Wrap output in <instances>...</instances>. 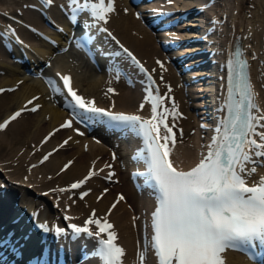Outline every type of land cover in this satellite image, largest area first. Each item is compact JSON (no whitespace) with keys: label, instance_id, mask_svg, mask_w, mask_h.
Here are the masks:
<instances>
[{"label":"bare ground","instance_id":"1","mask_svg":"<svg viewBox=\"0 0 264 264\" xmlns=\"http://www.w3.org/2000/svg\"><path fill=\"white\" fill-rule=\"evenodd\" d=\"M33 1L34 3L32 0H23L21 8L14 6L13 9H9L19 17L16 18L19 22L17 26H13L16 23L12 20L5 23L0 19V88L10 90L0 93V116H4L2 123L33 97L38 98L33 101V105L41 106L36 112L22 113L5 129L0 130V264H5L4 261L8 264L36 262L43 264V257H46L44 260L46 264H98L95 258L82 261L78 259L79 256L73 257V254L83 247L74 241L77 236L69 235L71 231L69 227L72 224L84 226L93 210L97 216L107 215L113 221L118 235L117 243L125 249L124 264H135L137 261H140L139 264H158L155 252L148 244L153 233L151 220L152 212L157 206L156 195L151 185L147 184L146 190L149 195L141 196L131 171L132 167H147L144 160L137 159L138 151L144 147L142 138L129 129H119L118 135H115V132L111 133L113 127L106 118L90 121L88 125L81 123L66 106L64 93H55L49 84L51 78L58 85H62L58 77L59 73L70 74L74 89L82 93L81 96L90 94L84 97L85 99L90 101L96 97L92 95L94 91L112 99V102L110 99L109 103H104L100 102L99 97L94 98L97 107L103 106L104 109L106 107L113 112L136 113L151 118V103L145 102L144 99V95L147 94L146 77L138 69L142 78L140 77L136 84L131 80L115 77L111 73H106L104 76L103 72L104 77L95 75L86 80L77 71L74 73L65 67L68 64L73 65L75 59L82 58L78 57L77 53H74L75 59L70 53L65 63L59 65L56 74H51L43 64L56 50L68 45V39L71 37L73 46L77 50H84L88 60L96 56V60L99 58L106 63L107 59L99 56L100 50L95 54L94 46L98 41V33L94 30L96 25L85 27L87 28L85 30L81 27L84 21H90V17L94 19L89 12L78 13L80 23L73 24L68 0H54L51 5L45 3L40 5V0ZM250 1L251 5L249 3L248 7L251 10L253 6L251 10L253 15L244 16L243 19L241 11L246 8L244 4L246 0H155L151 3L145 2L141 8L134 6L130 0H115V11L109 14L107 23L101 22L112 30L161 81L162 94L168 92L169 95V98H165L163 94L164 105L171 108L173 100L178 105V111L182 115L175 120L169 117V123L174 124L176 133L172 158L183 169L191 167L202 158L208 150L207 146L211 138L215 135L216 120L224 112L220 105L226 91V65L230 62L228 55L232 54L236 40H240L246 49V55L252 61L253 86L257 93L255 100L261 108H264V0ZM35 6L38 15L34 11ZM7 7L8 4L3 7L0 5V18L1 15H9ZM236 8L237 12H235ZM39 9L43 13L48 12L47 19L38 13ZM260 16H262L261 27L258 26ZM199 23L204 24L205 28L197 29ZM155 25L159 27V32L154 30ZM9 27L15 31L5 35ZM81 33L85 38L78 43L82 46L78 47L75 42ZM190 36L204 38L198 43L190 39ZM105 37L112 41L108 35ZM172 41L177 42L176 45L166 49L165 43ZM207 42H211L209 49L215 48L214 54L211 55V59L214 58L215 62L207 72L209 79H206L205 83L203 77L196 78L200 79L199 81L191 78L206 72L199 66L201 59L206 56L200 55L198 59L191 58L184 61L185 54H183V61L180 62L173 60V56L176 53L207 46L209 45ZM12 55H16V60ZM126 59L130 66L138 68V65L127 55ZM157 61H161L164 68H161ZM10 62L12 63L9 64ZM169 62H174L176 68L182 69L183 65L192 67L183 73L179 70L178 74L176 68L174 71ZM29 66L32 68L28 69ZM27 71H34L37 73L36 77L31 76ZM161 74L163 80L160 79ZM84 79L87 81V86L81 92L78 85ZM187 80L191 83H186ZM12 87L16 90L13 91ZM109 88L116 91L109 93ZM209 88L212 90L207 93L206 89ZM171 93L174 96L171 97ZM142 103L144 107L141 109ZM198 107L199 112L196 111ZM69 118L72 120V127L60 128V125ZM200 121H203L208 129H201ZM56 129L59 131H54ZM195 131L199 136L196 137ZM207 131L214 133L209 135ZM53 132L54 135L44 142V138ZM65 140H68V143L60 147ZM23 147L26 150L21 153ZM33 148L35 155H32ZM50 152L52 155L49 159L41 163L42 157ZM35 156H38L37 159ZM30 157L33 159L30 160ZM120 160L125 164L128 161L133 162V166L125 170ZM69 161H72L70 167L61 171ZM31 165L35 167L29 168ZM93 166L97 174L81 188L70 189L69 186L83 179ZM257 167V172L250 176L249 182L256 181L264 175V166ZM110 173L113 174L111 179H105ZM107 180L117 181V184L113 185ZM60 189L67 190L60 191ZM105 189L108 191L105 192ZM82 191H89L83 199L80 196ZM102 193V198L98 199ZM121 194L124 199L109 213V209ZM31 199L36 201L35 206L32 204L28 207L26 204ZM45 207L49 211L57 209L59 212L56 213L59 216L55 214L56 217L47 215L50 218L43 214L45 222L69 230L65 236L60 234L58 241H55L57 233L52 226L46 237L50 241H42L37 237L38 234L41 236V230L37 231L34 226L42 219L39 218L38 221L29 219L32 218L31 216L39 217L40 214L42 216L40 210ZM66 215H68L67 219ZM91 230L96 231L98 228L92 225ZM81 237L85 238V234ZM140 237L145 239L144 243L148 248H140ZM70 241L71 243L68 244ZM36 250L39 254L38 258L35 255ZM142 251L147 254H144V260H141ZM225 258L226 264H254L245 254L236 250H228Z\"/></svg>","mask_w":264,"mask_h":264},{"label":"snow or ice","instance_id":"2","mask_svg":"<svg viewBox=\"0 0 264 264\" xmlns=\"http://www.w3.org/2000/svg\"><path fill=\"white\" fill-rule=\"evenodd\" d=\"M44 3L51 5L54 0H44ZM68 7L73 21L78 20V13L87 11L96 22L107 23L109 14L115 11V0H68ZM102 30L107 31L106 28ZM14 31L9 27L4 34L9 35ZM124 51L128 52L127 49ZM128 55L135 60L131 53ZM136 63L139 64V61ZM157 63L164 68L161 61ZM237 63L240 71L234 89L229 88L227 114L220 118L214 129L215 135L207 146V153L188 170L174 166L170 158L176 144V133L173 131L174 124L169 123V117L175 120L182 115L174 100L172 107L168 108L164 105L165 98L154 94L155 89L149 85L145 89L147 94L144 99L151 103L153 115L145 119L140 115L97 107L94 98L89 101L78 94L70 74L60 75L62 85L49 78L53 91L64 93L66 106L81 122L106 118L113 127L129 129L142 138L144 147L138 151L137 159L146 162V171L141 175L156 195L157 206L151 220L153 233L148 244L154 250L158 264H226L225 253L228 250L259 248L261 251L256 255L264 253V175L249 183L250 176L258 170L257 166H264V108L256 102L257 93L244 74L247 62L241 60ZM140 67L147 73L142 64ZM5 91L10 90L0 88V93ZM115 91L108 89L109 93ZM36 99L33 97L0 123V130L22 113L36 112L41 107L39 104L33 105ZM28 105L33 106L29 108ZM140 107L142 109L144 104ZM70 127L72 120L60 125V128ZM53 135L54 132L49 133L44 142ZM67 143L68 140H65L60 147ZM51 155V152L45 155L41 163ZM71 164L72 161H69L61 171ZM249 164L253 166L249 167ZM96 174L93 166L83 179L72 183L70 189L81 188ZM112 175L110 173L105 179H111ZM89 191H82L81 199ZM102 196L103 193L98 199ZM123 199L121 194L109 213ZM90 225H96L98 231L93 232ZM70 227L76 236L85 234L96 238L94 255L101 260V264H124L125 249L117 243V232L107 215L96 218L93 210L84 226L72 224ZM55 231L59 235L65 233L66 229L57 227ZM102 234H106L107 238ZM144 259V254H141V260ZM261 264H264V259Z\"/></svg>","mask_w":264,"mask_h":264},{"label":"rangeland","instance_id":"3","mask_svg":"<svg viewBox=\"0 0 264 264\" xmlns=\"http://www.w3.org/2000/svg\"><path fill=\"white\" fill-rule=\"evenodd\" d=\"M23 0H0V5H2V7H3V5L4 6H6L7 4L9 5V7H7V10H8V14L9 15H1V18L0 19H2L4 22L6 21H9V22H11V20L14 22V23H16V25H13V26H17V24H19V22L16 20V18H19V17H17V14L16 13H13V12H10V8L11 9H13L14 8V6H17V7H19V8H21V2H22ZM26 1V0H25ZM11 2V3H10ZM13 2V3H12ZM32 2L34 3V1L32 0ZM251 1L249 0H246V2H244V4H246V8L244 9V10H242L241 11V14H242V17H243V19H244V16L245 17H248L247 15H253L252 13V8H253V6L250 8L251 10H249V7H248V4L250 3ZM36 3V2H35ZM11 5H12V7H11ZM250 5H251V3H250ZM34 11H35V13L37 12L36 10H37V7L35 6L34 7ZM249 10V11H248ZM12 11H15V10H12ZM40 11L41 12H43L42 10H38V13L40 14ZM212 11H216V10H212ZM235 12H237V8H236V10H235ZM246 13V15H244ZM37 14V13H36ZM38 15V14H37ZM41 15V14H40ZM20 16V15H19ZM22 16V15H21ZM23 17V16H22ZM261 17V18H260ZM259 18V23H258V26L259 27H261V24H260V22H261V20H262V16H260ZM180 21V20H179ZM178 21V22H179ZM5 22V23H6ZM48 24V23H47ZM21 25H23L22 23H21ZM42 25H44V24H42ZM100 27L102 26H106V25H99ZM54 29V28H53ZM263 39H264V35H263ZM264 45V44H263ZM264 48V47H263ZM11 53V52H10ZM71 53V51H70V49L68 50H66V51H64V52H62V51H60V49H58V50H56L53 54H52V56L50 57V59L48 60H46L47 62L45 63V64H43V67L46 69V70H48L51 74H56V70H57V68H59V65H62L63 63H65L64 61H66L67 59H68V55ZM55 55V56H54ZM16 56V55H15ZM14 55H12V57L16 60V57H15ZM53 57V58H52ZM56 59V60H55ZM66 59V60H65ZM171 61V60H170ZM68 62V61H67ZM72 62V61H71ZM127 63H129V61H126ZM261 62V61H260ZM12 62H10L9 64H11ZM73 63V62H72ZM258 63V62H257ZM68 64V63H67ZM169 64H171L172 66H173V69L174 68H176L175 66H174V64L172 63V62H169ZM170 65V66H171ZM258 65V64H257ZM56 66V67H55ZM129 66H130V63H129ZM65 67H67V68H69L70 70H72L74 73L77 71V73H79L82 77H84L86 80H89L90 78H92L93 76H95V75H99V76H102V77H104L105 76V70H104V68L102 67V69L103 70H94L93 71V69L89 66V65H85L84 67H80V66H78L77 65V63H73V65H70V64H68L67 66H65ZM6 68H8V66L6 67ZM87 68H89V69H87ZM259 68H260V66H259ZM261 69V68H260ZM174 71H175V69H174ZM176 71H177V68H176ZM28 72V74H30L31 76H34V77H36L35 75L37 74V73H34V71H27ZM102 72L104 73V76H103V74H102ZM10 73H12V71L10 70ZM24 73V72H23ZM101 73V74H100ZM163 74H161L160 75V78L163 80ZM83 80L82 82H80L79 83V85H78V87H79V90H81V92L82 91H84V88H86V80ZM262 79V78H261ZM13 91L14 90H16V88L15 87H12L11 88ZM98 93V94H97ZM82 94V93H81ZM89 96H90V94H88ZM87 95V96H88ZM93 96H96V97H94V98H97V97H99V100H100V102L102 101V102H110V99L111 98H109L107 95H104V94H102V93H99L98 91L96 92V91H94V94H92ZM100 95V96H99ZM87 96H83V97H87ZM101 96H103V97H101ZM105 97H106V99H105ZM109 99H108V98ZM101 98V99H100ZM107 99L109 100V101H107ZM111 102H112V99H111ZM56 103H57V100H56ZM199 108V107H198ZM68 111V110H67ZM196 111H200V109L198 110V109H196ZM69 112V111H68ZM4 119V116H0V123H2V120ZM195 123H196V121H195ZM196 133V131L194 132V134ZM197 135H198V133H196V137H197ZM199 136V135H198ZM18 145H19V143H18ZM25 148L23 147V149H21V153H23V152H25ZM32 155H35V151H34V148L32 149ZM129 154H127V156H128ZM40 156V155H39ZM45 156V155H44ZM43 156V157H44ZM37 157L38 156H35V158L37 159ZM43 157H42V159H43ZM125 159H126V156L124 157ZM33 159V157H30V160H32ZM122 160V159H121ZM120 160V162H122V161H124V160H122L121 161ZM131 161V160H130ZM132 162V161H131ZM124 162H122V165H124L123 167H125L124 169L126 170H128V167H132L133 166V162L132 163H130L129 161H128V163L127 164H123ZM129 164V165H128ZM126 165V166H125ZM128 165V166H127ZM131 165V166H130ZM33 167V165H31L29 168H32ZM108 181V183H111V184H113V185H116L117 184V181H114V180H107ZM141 195V194H140ZM141 196H143V195H141ZM147 196V195H146ZM41 198V197H40ZM19 200H21V198H19ZM22 201V200H21ZM36 203V201H33L32 199H31V201L28 203V204H26L28 207H31L32 206V204H34V206H35V203ZM42 211V212H41ZM44 211V212H43ZM47 212H48V214H47ZM40 213H42V216H43V214H44V216H46V217H48V218H50L49 216L51 215V216H53V217H56V213H59V212H57V209H52V210H50L49 211V209L48 208H42V210H40ZM56 214V215H55ZM87 214V213H86ZM47 215H49V216H47ZM92 215V214H91ZM91 215H89V216H91ZM103 215V214H102ZM57 216H59V214L57 215ZM68 215H66L65 216V218L67 217ZM97 216V215H96ZM67 219V218H66ZM90 227L92 228V225H90ZM93 232H95V231H93ZM82 235V234H81ZM81 235H79V236H77V238L76 239H74V241L75 242H77V243H79L83 248H85V247H87L88 245H95L96 246V240H93V238L92 237H88L87 235H85V238H82L81 237ZM142 240H144V241H142ZM73 241V242H74ZM139 242H143L142 244H144L143 246H142V244L140 243V248H142L143 247V249L144 248H148V246H147V244L146 243H144L145 242V239H141V237L139 238ZM71 243V241L70 242H68V244H70ZM141 254H146L145 253V251H142L141 252ZM147 255V254H146ZM136 263H138L139 264V261H137ZM135 263V264H136Z\"/></svg>","mask_w":264,"mask_h":264}]
</instances>
